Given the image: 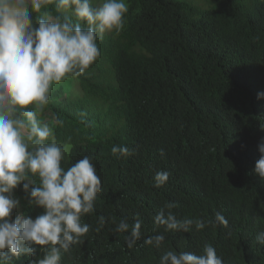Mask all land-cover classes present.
<instances>
[{"label":"trees","instance_id":"16d2710c","mask_svg":"<svg viewBox=\"0 0 264 264\" xmlns=\"http://www.w3.org/2000/svg\"><path fill=\"white\" fill-rule=\"evenodd\" d=\"M126 3L123 28L98 41L100 58L51 91L38 117L68 146L70 162L94 156L102 179L96 212L83 217L91 229L62 264H158L166 249L199 252L205 243L226 264H264V246L255 243L264 231V181L254 172L264 137V100L257 98L264 91V0H214L207 9L182 0ZM44 11L57 14L55 3ZM114 144L137 152L114 157ZM157 170L170 173L160 188ZM165 201L181 217L220 211L229 225L170 232L159 250L143 236L129 249L127 233H114L112 223L96 230L100 215L132 223L139 213L143 235L158 234L152 216ZM22 206L40 212L23 199Z\"/></svg>","mask_w":264,"mask_h":264},{"label":"clouds","instance_id":"9594fccd","mask_svg":"<svg viewBox=\"0 0 264 264\" xmlns=\"http://www.w3.org/2000/svg\"><path fill=\"white\" fill-rule=\"evenodd\" d=\"M53 2L57 14L41 12ZM127 12L126 0H103L98 6L92 0H0V264H14L21 257L28 258L27 264H62L64 254L89 233L91 226L83 217L96 212L103 191L95 157L83 155L70 162L68 146L58 142L53 127L38 117L54 85L84 75L100 58L98 41L122 29ZM34 13H40L35 21ZM257 98L264 100V91ZM260 127L264 130V121ZM258 149L261 155L254 172L264 181V137ZM110 151L114 157L128 158L137 149L114 144ZM169 177L168 171L157 170L154 187L164 186ZM22 199L39 214L22 211ZM177 207L175 202H163L152 216L153 231L163 229L155 235H143L139 213L132 223L125 217L117 221L100 215L96 230L112 223L114 233H127L129 249L143 236L144 245L159 250L170 232L229 225L220 211L214 218H190L175 213ZM255 243L264 246V231L257 233ZM158 264L226 261L205 243L199 252L166 249Z\"/></svg>","mask_w":264,"mask_h":264},{"label":"rangeland","instance_id":"374dc122","mask_svg":"<svg viewBox=\"0 0 264 264\" xmlns=\"http://www.w3.org/2000/svg\"><path fill=\"white\" fill-rule=\"evenodd\" d=\"M182 1H188L189 3L199 7V8H203V9H207L210 8L213 4H214V0H182ZM102 2H97L94 4L95 6H98L99 4H101ZM61 84L59 85H54L52 91H56L59 90L58 87H60ZM75 86V91L77 90V86ZM70 89L67 88V91L63 93V95H65ZM70 93V92H68Z\"/></svg>","mask_w":264,"mask_h":264}]
</instances>
